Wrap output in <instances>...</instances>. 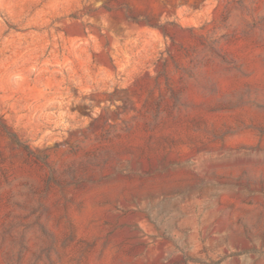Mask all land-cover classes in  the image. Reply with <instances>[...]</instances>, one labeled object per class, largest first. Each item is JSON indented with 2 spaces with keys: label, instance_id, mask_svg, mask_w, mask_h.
<instances>
[{
  "label": "rangeland",
  "instance_id": "rangeland-1",
  "mask_svg": "<svg viewBox=\"0 0 264 264\" xmlns=\"http://www.w3.org/2000/svg\"><path fill=\"white\" fill-rule=\"evenodd\" d=\"M0 264H264V0H0Z\"/></svg>",
  "mask_w": 264,
  "mask_h": 264
}]
</instances>
